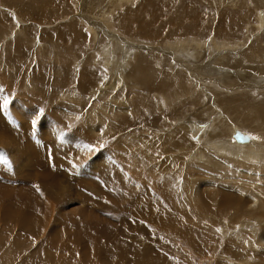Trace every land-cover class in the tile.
Here are the masks:
<instances>
[{"label":"rangeland","instance_id":"rangeland-1","mask_svg":"<svg viewBox=\"0 0 264 264\" xmlns=\"http://www.w3.org/2000/svg\"><path fill=\"white\" fill-rule=\"evenodd\" d=\"M127 1L0 0V264H264V0Z\"/></svg>","mask_w":264,"mask_h":264},{"label":"bare ground","instance_id":"bare-ground-1","mask_svg":"<svg viewBox=\"0 0 264 264\" xmlns=\"http://www.w3.org/2000/svg\"><path fill=\"white\" fill-rule=\"evenodd\" d=\"M121 0H119V2H120ZM124 1H126L127 3H128V1L127 0H124ZM131 1V0H130ZM142 1V0H141ZM148 1V4L150 3V2H153V1H156V0H147ZM185 1V0H184ZM202 1V0H201ZM234 1V0H233ZM260 0H258V2H259ZM167 2V3H166ZM253 2H256V0H254ZM159 4H161L160 2H158ZM165 3H166V6H165V9H164V12L163 13H169V11L171 12V9H173L176 13H178L177 15H179V13H180V15H179V17H181L182 19H180V21L181 22H183V19H185L184 18V16L187 14V10H188V7L186 8V3L185 4H182L183 3V1H181V0H166L165 1ZM199 3V2H198ZM246 5V4H245ZM172 8H171V7ZM255 6V5H254ZM237 7H239V5H237ZM242 7H243V5H242ZM152 8V7H151ZM156 8V7H155ZM212 8V7H211ZM240 8V7H239ZM154 9V8H153ZM160 11H162L161 9H162V7H160V8H158ZM159 10H158V12H159ZM155 12H156V10H155ZM154 12V13H155ZM264 12V11H263ZM262 12V13H263ZM157 13V12H156ZM204 13V12H203ZM249 13V12H248ZM154 15H156V14H154ZM153 15V16H154ZM234 15V14H233ZM158 16V17H157ZM231 16V15H230ZM161 17V16H160ZM159 17V15H156L155 16V19H153V20H155L156 21V18H157V20H158V18H160ZM196 17V16H195ZM229 17V16H228ZM232 17H234V16H232ZM154 18V17H153ZM245 18V17H244ZM159 20H161V19H159ZM191 20V19H190ZM260 20H261V23H263L264 22V15H260ZM179 21V22H180ZM186 21V20H185ZM200 21V20H199ZM178 22V23H179ZM219 22V21H218ZM197 24V23H196ZM227 26V25H226ZM233 26V23H231V26L230 27H232ZM260 27H261V25H260ZM187 30V29H186ZM194 30H196V29H194ZM232 30H233V28H232ZM231 30V31H232ZM189 31V30H188ZM191 31V30H190ZM192 32V31H191ZM193 33V32H192ZM198 33H200V32H197V34ZM217 44V43H216ZM222 44V43H221ZM229 44V43H228ZM121 46V45H120ZM229 46V45H228ZM237 46V45H236ZM213 47V46H212ZM217 47V46H216ZM216 50V49H215ZM246 55V54H245ZM244 55V56H245ZM129 56V55H128ZM132 56V55H131ZM264 56V55H263ZM230 57H232V56H230ZM246 57V56H245ZM263 58V57H262ZM230 59V58H229ZM242 59V58H241ZM142 60V57L141 56H139V61L138 62H140ZM225 60H226V58H225ZM108 61V60H107ZM231 61H232V59H231ZM230 61V62H231ZM236 61V60H235ZM235 63V62H234ZM83 64V63H82ZM238 64V63H237ZM239 65V64H238ZM233 66V65H232ZM137 71V73H139V74H142L144 71H141V69H136ZM88 70H84L83 71V73L85 74L86 72H87ZM89 75V74H88ZM146 80V79H145ZM150 80V79H149ZM134 81V80H133ZM144 81V80H143ZM166 81V80H165ZM138 82V81H137ZM146 82H148V81H146ZM178 83V82H177ZM172 85V84H171ZM181 85V84H180ZM178 86V85H177ZM179 87V86H178ZM174 88V87H173ZM182 89H184V88H182ZM177 91V90H176ZM181 91V90H180ZM261 98H262V96H261ZM264 98V97H263ZM262 98V99H263ZM261 99V100H262ZM258 102L260 101V100H257ZM256 104V103H255ZM262 108H264V100L263 101H260V104H258V107L256 108L257 110H261ZM257 114H259L260 112H256ZM255 113V114H256ZM251 116H253V115H251ZM249 118V117H248ZM259 118V117H258ZM252 119V118H251ZM246 121V120H245ZM251 121V120H250ZM252 122H253V120H252ZM242 123V122H241ZM250 122H248V124H249ZM244 124V123H243ZM246 124V123H245ZM247 124V125H248ZM254 124V123H253ZM250 125V124H249ZM248 125V126H249ZM252 126V125H251ZM246 128H248V127H246ZM235 132L236 131H234V134H235ZM241 133V132H240ZM234 134H233V139H234ZM243 134V133H242ZM244 135V134H243ZM245 136V135H244ZM235 140V139H234ZM251 140L249 139V142H250ZM237 143H239V142H237ZM245 143H247V142H245ZM245 143H239V144H244L245 145ZM244 145H242V146H244ZM251 145H253L252 143H251ZM251 145H249V146H247V147H237L238 149H240V153L242 152V155L244 156V157H249V158H251V157H256L258 154H262V155H264V147L261 149L262 150V152L261 153H257V151H258V149H256L255 147H256V145L254 146V147H252ZM221 151L222 150H224L225 152H226V150H227V152H229L230 150L229 149H223V146H221ZM237 149V150H238ZM229 154H235V153H233V151H230L229 152ZM240 156V155H239ZM264 157V156H263ZM219 161V160H218ZM218 161H215V162H213V163H215L214 165H216L217 166V163H218ZM217 162V163H216ZM229 162V160H227V159H224V160H221L220 162H219V164L220 165H222L223 167H225L226 166V164ZM232 162V161H231ZM208 163V162H207ZM206 163V164H207ZM213 163H211V165L212 166H214L213 165ZM233 163L234 164H236L237 162L236 161H233ZM209 164V163H208ZM238 164H240V163H238ZM210 166V165H209ZM214 168H216V167H214ZM4 182V181H3ZM5 183V182H4ZM1 185V184H0ZM6 185V184H5ZM8 185V184H7ZM8 187V186H7ZM2 188H4V187H2ZM9 189V191L7 192V190H6V188H5V195H9L8 197H10L11 196V194L13 193V192H11V189L10 188H8ZM23 189V188H22ZM21 189V190H22ZM18 192H19V190H18ZM15 193V192H14ZM13 193V194H14ZM114 193V192H113ZM111 194V198H108V201L109 202H113V200L114 199H116L117 200V198H116V194L114 195V194ZM2 194V193H1ZM16 194V193H15ZM19 194V193H18ZM22 194V193H21ZM118 194V193H117ZM121 195V194H120ZM19 196H21L20 194H19ZM27 196L28 195H26V198H27ZM5 197V196H4ZM26 198H24V199H26ZM13 199V198H12ZM18 199V198H17ZM23 199V198H22ZM29 202V201H28ZM118 203V202H117ZM241 205H243L244 204V202L243 201H240L239 202ZM238 203V204H239ZM24 204V203H23ZM116 203H114L113 205H115ZM237 204V205H238ZM19 205V204H18ZM27 205V204H26ZM118 205V204H117ZM262 208V207H261ZM263 209V208H262ZM119 211H120V209H118ZM259 210V209H258ZM114 211V210H113ZM123 211V210H122ZM263 210H261V212H262ZM16 212V211H15ZM114 213V212H113ZM116 213H120V212H116ZM123 213H125V211L123 212ZM260 215V214H259ZM263 215V216H262ZM261 216L263 217V219H264V214H262ZM259 216L257 215L255 218H258ZM115 218V217H114ZM102 219V218H101ZM259 220V219H258ZM88 221V220H87ZM102 221V220H101ZM118 221V220H117ZM95 223L96 222H98V220L96 219V221H94ZM100 222V221H99ZM59 223V222H58ZM101 223V222H100ZM107 223V222H106ZM27 224V223H26ZM103 224V223H102ZM104 225V224H103ZM111 225V224H110ZM165 225V224H164ZM97 226V225H96ZM106 226V225H105ZM168 226V225H167ZM110 227H112V226H110ZM67 229L66 231H68V228L67 227H64V229ZM165 228V227H164ZM74 229V228H73ZM112 229V228H111ZM114 229V228H113ZM125 229V228H124ZM116 230V229H115ZM120 230V229H119ZM167 230H169V229H167ZM173 230V229H172ZM69 231H71V230H69ZM75 231V229L73 230V232ZM89 231V230H88ZM97 230H94V232L92 233V234H90L89 236H87L88 237V239H90V241H89V243H91V244H93V243H96L95 244V246H97V240H98V236H99V233L98 232H96ZM96 232V233H95ZM116 232V231H115ZM129 232V231H128ZM175 232H177V231H175ZM69 233V232H68ZM79 233H81V232H79ZM178 233V232H177ZM70 234V233H69ZM74 234V233H73ZM77 234V233H76ZM84 234V233H83ZM87 234H89V233H87ZM104 235H105V233H103ZM181 234V233H180ZM141 235V234H140ZM182 235V234H181ZM84 236H86L85 234H84ZM78 237V236H77ZM126 237V236H125ZM71 238V237H70ZM73 238V237H72ZM75 238V237H74ZM81 238H84V237H81ZM106 238V237H105ZM120 238V237H119ZM133 238V237H132ZM77 238H75V240H76ZM184 239V238H183ZM58 240H60V239H58ZM71 240V239H70ZM81 240V239H80ZM109 240V239H108ZM122 240V239H121ZM188 240V239H187ZM85 241H87V240H85ZM107 241V240H106ZM189 241V240H188ZM194 241V240H193ZM193 241H192V243H193ZM72 242V241H71ZM74 242V241H73ZM72 242V243H73ZM75 242H77V241H75ZM109 242V241H108ZM117 242H118V239H117ZM121 242L122 241H120V243H119V245L121 244ZM70 243V242H69ZM88 243V244H89ZM113 245H114V243H113ZM118 244H116V246H117ZM79 246H81V245H79ZM136 246V245H135ZM98 247V246H97ZM100 247V246H99ZM119 247V246H118ZM80 248V247H79ZM90 248H91V246H90ZM136 249V248H135ZM139 249V248H138ZM138 249H136V251L138 250ZM144 249V248H143ZM142 249V250H143ZM87 250H89V249H87ZM84 252V251H83ZM133 252V251H132ZM142 252V251H141ZM89 253H90V251H89ZM134 253H135V251H134ZM144 253H145V251H144ZM85 252H84V256H85ZM94 254H96V253H94ZM97 255V254H96ZM113 255V254H112ZM134 255V254H133ZM132 255V256H133ZM137 255H138V253H137ZM91 257V256H90ZM97 258H98V256H97ZM96 259V258H95ZM108 259V258H107ZM84 260V259H83ZM88 260V259H87ZM135 260V259H134ZM143 261V260H142ZM141 261V262H142ZM88 264V263H87Z\"/></svg>","mask_w":264,"mask_h":264},{"label":"snow or ice","instance_id":"snow-or-ice-1","mask_svg":"<svg viewBox=\"0 0 264 264\" xmlns=\"http://www.w3.org/2000/svg\"><path fill=\"white\" fill-rule=\"evenodd\" d=\"M8 100H7V98H5L4 99V102H3V105H2V107L4 108V109H7V107H8ZM32 124H33V126H35V121H32ZM104 147V145H100V148L102 149ZM84 148H86L89 152H92V151H96L97 149L95 148V146H93V145H90V144H85L84 145ZM7 163V161L3 158V157H0V164H6ZM74 167H75V165H74Z\"/></svg>","mask_w":264,"mask_h":264},{"label":"water","instance_id":"water-1","mask_svg":"<svg viewBox=\"0 0 264 264\" xmlns=\"http://www.w3.org/2000/svg\"><path fill=\"white\" fill-rule=\"evenodd\" d=\"M234 139H235L236 142L245 143V142H248L249 137L247 135L244 136L239 131H236L235 134H234Z\"/></svg>","mask_w":264,"mask_h":264}]
</instances>
